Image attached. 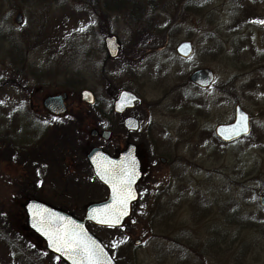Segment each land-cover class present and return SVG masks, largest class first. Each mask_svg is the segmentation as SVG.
Masks as SVG:
<instances>
[{
    "label": "rangeland",
    "instance_id": "1",
    "mask_svg": "<svg viewBox=\"0 0 264 264\" xmlns=\"http://www.w3.org/2000/svg\"><path fill=\"white\" fill-rule=\"evenodd\" d=\"M139 1L132 12L123 0H0V264H62L27 228L28 196L81 218L87 204L107 194L71 143L72 127L62 137L45 123L43 99L65 94L66 117L84 118L80 151L94 125L81 115L86 104L80 91L89 89L105 103L123 85L154 107L149 120L173 139L160 153L168 166H143L140 197L124 224L93 226L116 263L264 264V209L258 203L264 194V24L250 21L264 19V0ZM103 33H114L121 43L116 61L142 59L131 75L117 76L111 68L108 89L101 71ZM185 40L193 51L180 58L175 47ZM137 49L144 54H133ZM147 66L163 74L165 87L142 74ZM202 67L212 70L214 82L201 92L191 89L201 102L198 127L187 132L194 136L176 140L186 119L171 104L180 93L172 88ZM235 103L249 114L251 132L220 143L209 134L233 119ZM200 129L207 133L200 136ZM15 145L23 147L16 151ZM199 199L206 211L195 217ZM233 202L239 213L231 218ZM14 244L18 257L7 248Z\"/></svg>",
    "mask_w": 264,
    "mask_h": 264
},
{
    "label": "flooded vegetation",
    "instance_id": "2",
    "mask_svg": "<svg viewBox=\"0 0 264 264\" xmlns=\"http://www.w3.org/2000/svg\"><path fill=\"white\" fill-rule=\"evenodd\" d=\"M103 48L106 56L102 60L101 71L103 77V85L108 89V87H110L108 76L110 70H112L111 68H115L114 70H112L113 71L112 73L114 74L115 72L117 76H120L123 73L126 75H131L134 67L139 66V63L142 59H141V55H138V58L135 61H133L132 64H130L127 63V59L116 61L119 58V55H121L118 54L116 58L110 60L106 54L104 45ZM148 66L145 72H142V74L145 73L147 77L150 78V81H152L155 85H157V87H161V86L165 87L162 79L163 74L162 73L159 74V70L156 69L148 70ZM137 76H139V74ZM174 89H179V91L182 90L185 93L189 91V93L191 94L190 96L184 94V96L180 98V93H179L178 96L171 101V104L176 109H179L180 114L182 115L184 120L186 119L185 122H181L182 126L179 129H177L176 134H174V138L176 140H180V139L183 140L184 138H189L195 135V134H188L187 132H190L198 127L197 121H198V117L200 116V112L196 110L200 109L197 106H200L201 102H198L199 97L195 93H192L191 89L201 92L202 90L207 88L198 87L197 85L189 82L188 79V81L185 82V84L181 86L177 85L172 88V90ZM121 91L132 93L138 98L139 101L133 102L131 107L123 108V110L121 111L115 110V99L117 98V96ZM94 99L95 100L92 104L81 102L82 104H86L85 106L86 112L81 115L86 118V114H87V119L90 122L94 123V125H91L92 127L91 126L89 127V131H88V137L91 141L88 142L86 146L85 145L84 147L81 146L79 152L80 154H82V161L84 163L86 162L85 164L88 165L86 155L88 151L94 146H99L109 157L114 159L118 157L120 158V156H122V154L130 146L133 148V150L131 151L132 152L131 157L135 158L138 162L139 172L141 173V179H143V176L145 175L143 169L144 165H146L148 169L149 168L156 169L158 167L168 166L169 162H167V159L161 156L160 153L162 149L169 148L170 142L172 141L173 137L169 133L165 132L166 129L164 128L158 129V126L152 123L151 122L152 120H149L150 116H152L153 114L154 107H151V105L146 104V101L143 96L135 92L133 90V87H128L126 85H123L120 86L118 89L113 88V91L110 92L109 94L108 102L101 103L98 102L96 98ZM63 101L65 105V110L63 112V115L61 116L59 115L55 117H63V116L66 117V115L68 114L69 104L65 94L63 95ZM46 114L50 116H54L49 112H46ZM61 119L65 121H69V120L71 121L69 122L70 125L68 124L66 125V127H64V131L69 129V126L70 128L72 127V139L76 140V138L79 136L80 133V128L78 126L84 120V118L81 116H74V117H70L69 120L66 117V118H55L53 119V121L57 122V120H61ZM216 125L213 128V133L209 134V136H212L213 138L218 140L214 133ZM93 130L96 132L94 136L91 135V131ZM200 131H201L200 133H203V134H199L200 136H203L207 133L205 129L204 130L200 129ZM102 132H109L108 138H103L101 136ZM78 139L81 140V136H79ZM79 157H81V155ZM139 183L137 184V190ZM139 197H140V193H139Z\"/></svg>",
    "mask_w": 264,
    "mask_h": 264
},
{
    "label": "water",
    "instance_id": "3",
    "mask_svg": "<svg viewBox=\"0 0 264 264\" xmlns=\"http://www.w3.org/2000/svg\"><path fill=\"white\" fill-rule=\"evenodd\" d=\"M15 21L17 23L21 22L20 14L16 16ZM104 46L110 58H114L117 56L120 45L115 35L106 36L104 38ZM191 51H192V45H191V42L189 41L180 42L175 47V52L181 57L189 56ZM189 80L192 83L200 87H208L213 81V72L209 68H200V69L193 71L189 75ZM125 94H127L126 97H125ZM80 95H81L82 100L86 101L87 103L91 104L94 102L93 94L90 91H83L81 92ZM135 101H139L135 95H133L132 93L126 92V91H121L119 95L117 96V98L115 99V110L121 111L123 110V108L131 107L133 102ZM42 105L46 110L56 115L61 114L65 110V107L63 105V96L61 95L45 97L42 101ZM241 114H243V116L247 118V129L248 130L246 133L241 131L238 134H233L231 129L239 126ZM249 130H250L249 115L239 105H236L234 106L233 121L228 124H218L215 127L214 132H215V135L221 141L230 142L241 136L247 135L249 133ZM95 133L96 132L94 130L91 131V135L94 136ZM101 136L103 138H108L109 132H102ZM132 150L133 148L129 146L127 150L122 154V156H120V158L118 157L115 159L109 157L106 153L102 151L100 147H93L89 150V152L86 155V158L88 160V163L91 167L92 173L94 174L95 178L105 186L107 190V195L105 199L101 201H96V202L88 204L85 207L84 214L81 219L75 217L71 213L55 208L37 199H29L26 201V203L23 205L24 212L26 215V226L29 230H31L34 234H36L44 242L45 248L48 252L59 257L64 263L72 264L71 260L67 259L66 256L61 255L60 253L56 252L53 248H51L49 246V240L47 236L44 235L41 231H38L37 228L33 226L34 222L37 219L34 213L43 212L44 210H47V213H54L59 217H64L68 220L75 221L77 224L81 225L84 228V230L87 232L88 236L96 240L97 243H99L104 248V251L107 253L108 257L111 259V264H116L115 260L113 259V257L111 256L107 248L103 245L101 240L89 230V228L87 227V223H90L98 227H104V228H118L123 224L125 219L128 217L131 211L132 203L138 199L136 183L140 179V175L138 173V162L135 158L131 157ZM109 164L119 165L125 169H132L135 172V180H134V183L132 184V190L135 193V198L129 201L128 214L122 217L119 225H117L116 227H108L107 225L98 223L97 220H94L91 218V215L93 214V210L104 209L106 205H110L112 203V188L110 184L106 183L105 180L101 179V177L97 174L98 165L107 166ZM259 204L261 207L264 208V194L259 197ZM136 244H139V241H136Z\"/></svg>",
    "mask_w": 264,
    "mask_h": 264
},
{
    "label": "snow or ice",
    "instance_id": "4",
    "mask_svg": "<svg viewBox=\"0 0 264 264\" xmlns=\"http://www.w3.org/2000/svg\"><path fill=\"white\" fill-rule=\"evenodd\" d=\"M260 23H264V21ZM126 96L127 94H125ZM247 130V118L241 114L239 126L232 128L231 131L233 134H238L241 131L246 133ZM97 174L110 184L112 203L106 205L104 209L93 210L91 218L108 227H116L122 217L128 214L129 201L135 198V193L132 190L135 172L132 169L109 164L107 166L98 165ZM34 215L37 219L33 226L47 236L51 248L66 256L72 264H111V259L104 248L88 236L84 228L75 221L59 217L54 213H47V210L34 213Z\"/></svg>",
    "mask_w": 264,
    "mask_h": 264
},
{
    "label": "trees",
    "instance_id": "5",
    "mask_svg": "<svg viewBox=\"0 0 264 264\" xmlns=\"http://www.w3.org/2000/svg\"><path fill=\"white\" fill-rule=\"evenodd\" d=\"M107 2L108 1H112V0H106ZM138 1L139 0H123V2H124V5H129L128 7H129V10L130 11H132V12H135L134 11V9H139V7H140V5H139V3H138ZM139 2H142V1H139ZM94 12H97V11H94ZM137 12V11H136ZM250 17L251 16H246L245 17V20H246V18H248V20L247 21H249L250 20ZM243 20H244V18L242 19V22H243ZM246 21V22H247ZM251 22H261V21H264V19H252V20H250ZM264 24V23H263ZM103 34H105V33H103ZM137 52H139V53H141V54H144V53H142L143 51H141L140 52V49L138 50H136L135 51V53H133V54H137ZM144 52H146V51H144ZM49 119H51L50 117H48ZM55 119V118H54ZM69 120V119H68ZM49 121L47 120V123H48ZM69 122H71L70 120L69 121H65V120H63V119H61V120H57V122H52L55 126L52 128V129H54V128H57V129H60L62 132H61V134L63 133V135H62V137L64 136L65 137V134H64V127H66V125H70V123ZM51 124V123H50ZM53 131V130H52ZM52 131H51V133H52ZM252 132H254V127H253V130H252ZM72 142V144H74V145H77L76 146V149H77V147H78V154H79V147H80V139H78V141H79V143H78V141L77 140H71ZM12 144V143H11ZM14 144H12V146H13ZM20 147H23V145H20L19 147L18 146H16L15 145V149H16V151H18L19 149H20ZM10 150H13V148L12 149H10ZM14 151V150H13ZM15 151V152H16ZM34 151V150H33ZM33 153V152H32ZM31 153V154H32ZM18 158V157H17ZM29 198V196L26 198V199H28ZM231 205V206H230ZM229 205V207H231L230 208V213H229V215H230V217L231 218H234L235 216H237L238 215V213H239V211H238V206H239V202L238 203H231ZM234 206H236V208L234 207ZM193 208H194V212H195V214H194V216L196 217L197 216V214L198 215H200V214H202V216L205 214V211H206V208H205V205H204V202L202 201V199L200 200H196L195 202H194V204H193ZM193 212V213H194ZM229 217V218H230ZM252 219V225L253 226H258V224H257V222H258V219L257 218H251ZM0 222L1 223H5V219H3L2 217H0ZM4 227H6V228H8V230H9V227L6 225V226H4ZM91 229H92V231L94 232V230H95V228L93 227V226H91ZM11 232V231H10ZM95 233V232H94ZM2 233H0V235H1ZM0 237H2V236H0ZM214 240V239H213ZM213 240H212V242H213ZM211 241V240H210ZM211 242V243H212ZM105 243V242H104ZM106 244V243H105ZM210 246H215V243L213 242V244H209ZM8 249H9V251H13L14 252V256H19L20 254H19V252H18V248L20 249V247H19V245H17V244H14V245H11V246H9V247H7ZM25 254H26V252H25ZM113 254V253H112ZM53 256V258L54 259H56L57 260V257H55L54 255H52ZM27 260V259H26ZM25 260V261H26ZM57 261H60V260H57ZM61 262V261H60ZM18 263H20V262H18ZM62 264H64L63 262H61Z\"/></svg>",
    "mask_w": 264,
    "mask_h": 264
}]
</instances>
